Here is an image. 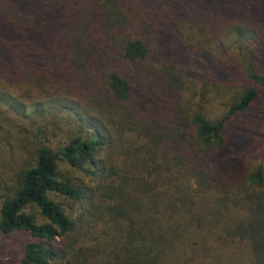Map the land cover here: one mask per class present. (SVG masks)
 <instances>
[{
	"label": "trees",
	"instance_id": "trees-1",
	"mask_svg": "<svg viewBox=\"0 0 264 264\" xmlns=\"http://www.w3.org/2000/svg\"><path fill=\"white\" fill-rule=\"evenodd\" d=\"M7 248L264 264V0H0Z\"/></svg>",
	"mask_w": 264,
	"mask_h": 264
},
{
	"label": "rangeland",
	"instance_id": "rangeland-1",
	"mask_svg": "<svg viewBox=\"0 0 264 264\" xmlns=\"http://www.w3.org/2000/svg\"><path fill=\"white\" fill-rule=\"evenodd\" d=\"M60 152V151H57ZM59 163V177L62 179H71L77 184L84 187L94 183V177L82 170L81 168L72 166L64 157L60 155L58 158ZM8 174V173H7ZM6 176V175H5ZM0 264H20L18 259L7 249H3L0 257Z\"/></svg>",
	"mask_w": 264,
	"mask_h": 264
}]
</instances>
